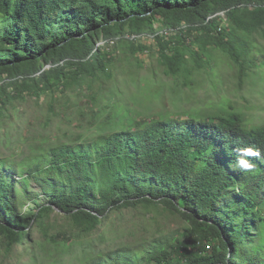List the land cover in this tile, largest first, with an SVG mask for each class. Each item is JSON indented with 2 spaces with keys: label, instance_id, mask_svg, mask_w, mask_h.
<instances>
[{
  "label": "trees",
  "instance_id": "16d2710c",
  "mask_svg": "<svg viewBox=\"0 0 264 264\" xmlns=\"http://www.w3.org/2000/svg\"><path fill=\"white\" fill-rule=\"evenodd\" d=\"M263 5L264 0H0V76L22 77V84L11 85L32 95L61 84L64 66L51 83L45 64L77 60L80 68L90 65L110 76L97 39L127 28L153 30L162 17L178 28L194 25L197 32L190 47L182 39L159 40L171 75L190 62L201 67L204 53L214 48L239 65L243 82L254 68H264V54L252 40L258 33L264 40ZM224 18L228 27H222ZM257 54L263 56L259 65ZM115 116L113 128L97 137L42 148L19 164L0 159V232L9 244L28 238L29 227L53 211L90 234L114 211L161 204L188 224L181 240L161 238L150 249L117 245L79 264H264V156L249 157L255 167L248 171L230 167L236 150L264 154V126L253 129L242 114L226 111L219 118L187 114L183 120H143L129 110ZM32 184L46 204L33 195ZM28 201L36 210L23 214Z\"/></svg>",
  "mask_w": 264,
  "mask_h": 264
},
{
  "label": "rangeland",
  "instance_id": "374dc122",
  "mask_svg": "<svg viewBox=\"0 0 264 264\" xmlns=\"http://www.w3.org/2000/svg\"><path fill=\"white\" fill-rule=\"evenodd\" d=\"M221 24L229 26L226 19ZM189 25L178 28L159 17L153 30L127 28L119 36L102 35L96 48L105 56L110 76L96 73L90 65L80 68L77 60H68V65L45 64L51 83L61 74L60 66L64 71L60 85L39 95L16 93L11 84L16 80L22 84V77L0 76V159L19 164L42 148L97 137L113 128V117L124 110L143 120L161 115L183 120L187 114L219 118L226 111L242 114L253 129L263 127L264 68L257 66L242 82L239 65L212 48L204 53L201 67L190 62L177 76L168 72L159 40L182 39L190 47L197 32ZM252 40L264 54L260 34ZM255 58L258 65L263 60L262 54ZM31 187L40 204H46L48 198L34 184ZM26 206L23 214L36 210L33 201ZM41 222L33 223L27 230L30 235L19 244H9L0 232V264H79L117 245L150 249L161 238L181 240L188 226L180 214L161 204L114 211L90 234L77 230L59 211L50 212Z\"/></svg>",
  "mask_w": 264,
  "mask_h": 264
},
{
  "label": "clouds",
  "instance_id": "9594fccd",
  "mask_svg": "<svg viewBox=\"0 0 264 264\" xmlns=\"http://www.w3.org/2000/svg\"><path fill=\"white\" fill-rule=\"evenodd\" d=\"M264 154L253 148H243L236 150V160L235 164H231L230 167H234L240 171H248L255 167L254 163L249 159V157H256L260 159Z\"/></svg>",
  "mask_w": 264,
  "mask_h": 264
}]
</instances>
